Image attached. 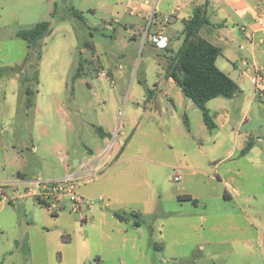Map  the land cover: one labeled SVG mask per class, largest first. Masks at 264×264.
Masks as SVG:
<instances>
[{
	"label": "rangeland",
	"instance_id": "rangeland-1",
	"mask_svg": "<svg viewBox=\"0 0 264 264\" xmlns=\"http://www.w3.org/2000/svg\"><path fill=\"white\" fill-rule=\"evenodd\" d=\"M146 1L153 7L156 0H0V226L7 231L4 237L0 233V263L5 258L6 264L11 262L5 252L13 251L12 230L20 222L32 225L33 232H54L52 211L60 210L65 222L78 217L64 200H45L48 209L25 196L27 190L40 191L42 184L35 181L69 175L90 153L102 163L122 134L127 138L133 133L116 168L128 167L136 176L129 182L115 180V197L122 205L112 203L110 209L129 215L128 210L137 211L133 205L139 195L150 192L154 204L171 212L180 208L177 195L186 193L199 199L198 212H229L242 226L244 212L250 220L264 222V93L259 95L251 82V58L243 67L250 73L241 93L206 105L215 127L209 130L201 111L191 101L185 103L180 90L167 82L166 52L147 40L158 27L164 30L167 18L164 33L175 37L176 51L182 21L172 28L168 23L172 10L188 0H160L157 11L144 16L139 12ZM41 23H49L51 34L35 46L16 37ZM99 129L109 133L108 145L112 143L101 158ZM249 141L253 150L248 156L237 151L229 157L233 147ZM194 170L200 174L186 176ZM100 173H83L73 182L72 195L82 200L81 216L88 209L95 216L107 209L108 201L99 199L108 185L99 180ZM176 176L181 178L178 183L173 181ZM225 182L238 191L230 200L223 197ZM208 195L213 198H204ZM154 219L140 217L147 231L159 225ZM247 225L250 237L253 228ZM128 251L124 249L126 262ZM107 264H120V259L110 256Z\"/></svg>",
	"mask_w": 264,
	"mask_h": 264
},
{
	"label": "crops",
	"instance_id": "crops-1",
	"mask_svg": "<svg viewBox=\"0 0 264 264\" xmlns=\"http://www.w3.org/2000/svg\"><path fill=\"white\" fill-rule=\"evenodd\" d=\"M159 1L156 0L153 7L146 1L139 13L148 16L149 13L156 12ZM204 3L205 0L200 4L195 3L194 0H188L187 5L177 8L175 11L172 10L175 15L172 16L168 26L172 28L178 20L188 19L194 8ZM263 5L264 0H208L207 15L210 25L201 28L199 31L200 37L220 49L221 56L217 59L216 65L239 88L248 81L250 68L246 67L243 71L245 64L248 66V57L251 58L252 66H264V7L261 8ZM136 11V9L131 10L129 15H134ZM259 17L261 18L260 24L257 21ZM166 26L162 30L164 35ZM160 28L163 27H158L156 31ZM165 36L168 38V45L172 49L175 37ZM245 51L248 54L244 53ZM219 62L220 64L223 63V67L219 65ZM167 82L172 87H177L171 79H167ZM180 95L184 98L185 103L190 101L182 93ZM167 105L170 103L167 102ZM221 116L227 121L229 120L227 114ZM103 134L105 136L101 139L104 150L99 151V158L106 154L108 147L112 144L108 145L109 133H105L103 130ZM132 135L133 133L127 138H125L126 134L119 136L115 151L111 150L112 144L102 163H98L99 159L93 160L94 155L90 153L91 158L83 159L81 163L77 161L78 166L69 175L58 179L47 178L35 181L47 183L68 178H74L77 181L83 173L94 170H99L100 173L106 164L111 163L108 170L99 174V180L108 183L99 196L101 201L105 199L108 201V204L105 205L107 209H99L98 216H95L92 210L88 209L86 215L81 216L84 211L81 208L75 209V205L68 196H61L55 202L57 204L63 200L68 202L71 206V214H78V217H71L72 220L69 222L61 221V213H58L60 210L55 211V216L51 215L55 219L54 232L48 230L33 232L32 225H26L22 222L17 224L12 230L13 241L15 242L13 251L5 252V254H10V264H91V260L98 264H107L110 256H116V259H120V264H264V222L257 218L250 220L245 212L244 215L242 214L245 220L244 226L239 224L236 217L229 212H209L206 208L202 212H198L199 199H194L186 193L177 195V203L180 208L169 212L162 209L159 204L156 205L152 202L150 192L139 195L137 203L135 205L132 203L137 211L130 209L128 210L129 215L110 209L112 203L122 205L115 197L117 187L115 180L129 182L136 176L128 170V167L116 168L124 157ZM236 142L237 138L235 137L234 144ZM246 145L247 142L238 147L237 145L233 147L229 157H233L237 151L240 155ZM252 150L253 148L247 155L240 156L246 157ZM218 165L219 163H216V166ZM198 174L200 173L194 170L191 173H186V176ZM235 175L241 177V170H236ZM106 176L107 178H105ZM203 176L207 177V174ZM174 178H177V181H174ZM174 178V182L181 181L178 176ZM133 181H137V179L135 178ZM134 185L138 186L137 183ZM225 185L226 190L223 197L230 200L234 196L232 194H238V191L227 182ZM35 193L36 190H27L25 196L38 200ZM204 198L212 199L213 196L208 195ZM171 200L175 201L174 198ZM40 202L38 200V203ZM186 204L193 208L184 209ZM247 209L251 210L250 206ZM117 213L120 214L122 220L117 218ZM147 215L155 218V225L159 224L157 227H149L148 231L146 230L147 226L140 221L141 216ZM88 220L92 223L89 226ZM97 223L98 225H96ZM247 223L253 228L250 237L251 233L248 231ZM173 226L174 231L172 230ZM165 228L170 229L167 234L168 239H165ZM94 230L95 235L92 234ZM6 232L0 226L1 237H4ZM209 234H213L214 239ZM190 240L197 241L194 243L189 242ZM124 249L129 250L127 262L125 261ZM6 261L5 258L1 263L6 264Z\"/></svg>",
	"mask_w": 264,
	"mask_h": 264
},
{
	"label": "trees",
	"instance_id": "trees-1",
	"mask_svg": "<svg viewBox=\"0 0 264 264\" xmlns=\"http://www.w3.org/2000/svg\"><path fill=\"white\" fill-rule=\"evenodd\" d=\"M207 7L208 0H205L203 5L194 8L188 19L182 21L183 38L180 47L174 51L168 45L163 51L166 52L165 77L171 79L183 96L201 111L203 122L209 130H213L215 127L206 108L207 103L217 98L232 99L241 91L237 84L217 67L216 61L221 56L220 49L199 35L201 28L210 25ZM50 34L49 23H41L30 30L17 32L16 37L28 45L35 46ZM2 73L3 70L0 68V77ZM185 123L187 124L186 121ZM98 132L101 137L105 136L101 129ZM127 141L128 139L125 140V144ZM252 148L253 143L249 141L240 155H247ZM38 204L50 208L46 203ZM51 215L55 216L54 211ZM116 216L122 220L119 213Z\"/></svg>",
	"mask_w": 264,
	"mask_h": 264
},
{
	"label": "built area",
	"instance_id": "built-area-1",
	"mask_svg": "<svg viewBox=\"0 0 264 264\" xmlns=\"http://www.w3.org/2000/svg\"><path fill=\"white\" fill-rule=\"evenodd\" d=\"M175 15V12H172L171 16ZM261 18H257V21L261 22ZM167 18L164 19L163 23L167 24ZM147 40L150 44L159 51H163L167 49L168 46V38L163 34L162 28L158 29L156 32L152 34H147ZM252 70L254 75L251 78V82L254 85L256 91L261 94L264 93V66L261 65H253ZM74 178H68L60 181H53L47 183L38 182L41 185L40 191L35 193V196L38 197V200L41 202H45V200H54L56 201L61 196H68L72 203L75 205V209H80L81 207V198L79 199L73 197L74 191ZM174 181H177V178H174Z\"/></svg>",
	"mask_w": 264,
	"mask_h": 264
}]
</instances>
